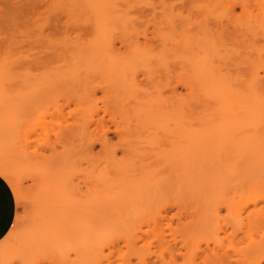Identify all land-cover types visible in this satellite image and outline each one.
<instances>
[{"label":"rangeland","instance_id":"1","mask_svg":"<svg viewBox=\"0 0 264 264\" xmlns=\"http://www.w3.org/2000/svg\"><path fill=\"white\" fill-rule=\"evenodd\" d=\"M46 1H48V3H49L52 0H46ZM117 1H118V5L117 4L116 5L119 8V11H118L119 15L115 14V12H114V14L118 16L115 18L112 15L115 18L114 21L112 18H111V20H110V18L104 19L106 21L107 20L109 21V23H107L108 21L106 22L107 24L104 23L105 21H102V19L101 20L95 19L96 20L95 21V20H92L91 17L89 18L88 16L82 18V16L79 17V16H65V15L62 16L61 15L62 16V17H60V19L62 18L61 23L64 24L63 25L64 27L66 25V29H65L66 31L65 32H67V30H68L69 33L66 34L64 32L63 33L59 32L57 34L55 33L54 35H48V33H50L49 30L47 31V29H44L45 19L43 18V16H46V15H42L40 17H35L36 18L35 20L30 21L29 24L27 25V27L25 26V29H24V27H21V29L19 27H16V29H15V27H14V30H13L10 27V28H7L5 31H0V73L2 71L0 76L2 75L1 78L4 80V78L7 77L6 74L8 75L9 72L11 71L10 76L8 75V77H10L11 79L13 77L14 79H12V80L10 79V81H8L7 78H5V81H6L5 84L6 85L4 84L5 81L3 82V80H2L3 85L6 86V87L4 86L5 88L9 87L8 90H10V91H8L6 89L9 93V95L11 94V96L13 97V93H14L16 98H18V100H20L19 102L22 103V105L20 104V106L16 107V105L19 103L16 98L13 97L12 101H11V97H9L10 99H8V97H7V99L9 101H7V103H6L5 101L7 99L5 97H3V98L0 97V114H1L0 115V124H1L0 125V158L5 159L8 157L7 159L11 162L17 161L16 163H13L14 165L12 167V171L15 174L16 181L18 180L17 182H18L20 189H21V192L23 194L22 195L23 200L21 199V201H16V196H15V193L13 192L14 197H15V201H16V208H17L16 217L18 216L20 219L18 226H17V229H16V231L19 234L22 232H25V231L27 232L28 228L31 226V222L36 219L37 213L35 212V209L37 208L36 206L38 205L37 204L38 196H41L42 194H44V192L48 188V186L51 185L49 183V181L50 180H51V182L53 181L52 178L54 177L53 176L54 172L57 171L55 166H53V165H55L53 163H56V167L58 168L59 164H61V162H58V161H63V158L65 155H66L65 158L67 157V155L69 156V154H65V153H67L68 151H69L68 153H72L67 158H69L71 160V163L73 162V170H74V167H77V169L75 168V170H74V171H77L76 173L80 174L81 177H82V175H84V177H86V176L88 177L86 179H84V177H82V178L80 177L81 179H77V180H79V182L84 181L81 184L82 185L81 187L83 188L84 192L87 191L86 193H91L93 191L94 187H96V185L98 183L97 181H95L97 179H93V178H97V176L94 177V173H95L94 170H96L97 172L100 171V169H102V167L105 166V164L103 163V162H105V158L107 161L108 156H109V155H107V152H104L105 150H103L104 154L102 153V148H101L102 146H101V141H100L101 139L100 138L102 137L101 134L103 131H104L103 132L104 134L107 133L106 135H107L108 140H109V142H108L109 150L117 152L118 153V159L123 160L124 156H123L122 152H123V150L126 149V145H123V144H125L124 141L126 139L127 140L130 139L129 141H131V140L133 141V139H131L132 136H129V135H131L132 128H134V127H130L129 125L127 126V124H131V121H133V118H132V120L130 118H128L129 115L126 118V116L124 117L121 114V112H124V111H118L117 112V110H116V108L121 109V110L123 109V108L118 107L119 104L117 101H119L118 100L119 95H120V97H139L138 92H140V97H148L150 95L149 97H156V96L157 97H162V96L165 97L166 96L168 98V96L169 97L171 96V97H173V98H171V97L169 98L171 101L174 100V97H175V101H176V98L179 99V97L183 96V98H180V100L181 99L184 100V101L181 100L182 101L181 104L178 103L179 100H177V102L176 103L174 102V103H175V106L178 103L179 109H182L181 111H183V110L187 111L186 112L187 115L190 116V117L189 116L187 117L188 118L187 120H190V121H187L186 125L188 126L189 125L188 123L191 122L192 120H194L193 123L192 122L190 123V124H193V129H197V131L203 130L202 132H205L204 130H206L211 125H218L220 123L219 122L220 121L219 114H221V111H222L221 108L223 105L221 106V108H219L218 104L221 105V103H219V102L218 103L216 102L217 104H213V102L211 101L212 102V105H211L210 101L209 102H207L206 100L203 101L204 99L209 100V98H207L208 96L205 95L208 93L205 91H208V90L211 91V89H212L211 86L208 88L207 84L210 85L211 83H207L204 77L209 76L211 73H213L212 71H214V73H216V75L218 77V75L220 73L219 70L223 69L222 70L223 74L221 73L223 76L219 75L218 80L221 77H222L221 80H224V78L227 79L226 82L230 86L234 87V89H237L236 91H238V94L240 91L239 96H242V97L247 96L246 94H248V92H249L248 95H250V93L252 91L255 93L252 92L251 94L257 93V94L262 96V97H258V98L257 97H253V98L248 97L247 98V109L249 107H250V109L248 111L253 109L254 111L253 110L250 111L252 114L255 113V115H258V113H259V116H257V117H258V119H260L259 122L263 124L262 127L264 126V120H263L264 117H262V116H264V80H263L264 79V0H163V1H161V0H151V1L150 0L149 1H147V0H141V1L140 0H117ZM145 1H147V3ZM234 5H236V6H234ZM141 7H143V8H141ZM230 8H232L233 10L231 11ZM147 10H149V11H147ZM140 11L142 13L141 14L142 16H140ZM120 14L122 15V17ZM36 16H39V15H36ZM81 18L84 22L81 21ZM171 20H173L174 22L171 23ZM92 21L94 22V24H93L94 31H93V26H92L93 22ZM99 21L104 24V27H105V25L108 26L109 29L105 31L106 27L104 29H100L102 27L101 25L98 24L99 26H96L97 23H99ZM219 22L221 24H219ZM111 23H113V24H111ZM172 25H175V26H172ZM79 26L81 29L79 28ZM91 26H92V28H91L92 30H90V31H92V32L89 31ZM169 26L170 27L172 26L170 28V31L168 28ZM76 27L78 29H76ZM95 27H97L100 30L98 32L99 34H97L98 29ZM173 27H174V29H173ZM17 28H19V29H17ZM70 28L73 31L72 30L69 31ZM85 28H86V31H85ZM167 28H168V30H166ZM164 29L166 31L171 32V33L173 32V34L170 33L172 35L171 36L172 39L169 38L170 37L169 36L170 34H168L169 32H165ZM43 30L45 31L44 33L47 36L44 35L43 37H41V34H39V33H42ZM82 30L85 33H82L81 32ZM175 30H176V32H175ZM161 31H163V32H161ZM73 32L76 33V35ZM86 32H89L90 35L87 33V35H88L87 36ZM159 32L161 33V35L159 34ZM44 33H42V34H44ZM61 33L64 35H61ZM71 33H72V35H71ZM80 33L84 34V35H81ZM101 33L104 34L103 35L104 37L102 36ZM100 34H101V36L100 37L98 36V39H95V36L97 38V35H100ZM156 34H159L160 36L156 35ZM174 34H176L177 36ZM187 34H189V35H187ZM73 35H74V37H73ZM77 35H79V37H76ZM92 35H95V36H92ZM109 35L111 37H109ZM123 35L126 36L125 38H127V37L128 38L127 39L123 38ZM63 36H64V38H63ZM89 36H92V37H89ZM120 36H122V38ZM146 36L148 38L147 40H145ZM154 36H159V38L156 37V39H155ZM173 36L176 38H174ZM187 36L188 37L190 36V39H192L193 42H194V40L198 39V41H200L201 43H199L197 41V42H194L195 43V45H194L192 40H189V38ZM65 37H66V39H65ZM101 37L106 38V39L105 40L101 39ZM117 37L122 39V41L117 39ZM143 37H144V39H143ZM153 37H154V40H153ZM160 37H161V39H160ZM182 37H184V39L187 37V39H185V40L183 39L184 45L182 44V40H181ZM73 38H75V40ZM82 38H86V39L84 40ZM114 38H116V39L114 40ZM177 38H179V39L177 40ZM76 39H78V40L76 41ZM67 40H68V42H67ZM96 40H97V42H96ZM113 40L117 44L114 45V47L112 48L109 45L115 44V43H113ZM116 40L118 42H116ZM148 40H150L151 42ZM174 40L177 44L174 43ZM74 41H76V42H74ZM94 41L96 42L97 45L99 44V46H96ZM79 42L81 45L80 44L78 45ZM104 42H105V44H107V43L109 44L111 42V44H109V45L107 44V46H108L107 47L104 44ZM137 42H139V43H137ZM168 42H170V44ZM126 43H127V45H129V43H130V45H129L130 47H127ZM179 43H180V46L178 45ZM191 43H192V45H191ZM140 44L146 48L148 47V49H147L148 51H147L146 48H143V46H142L141 47V48H143L142 51H147L148 53H150V52L152 53L153 50H155L154 54H158V55L161 54L159 51H160V49L163 48V45H164L165 48H167L169 50V51L167 49L165 50V48H164V51H166V52L168 51V59L171 57H172V59H174L173 55L178 53V52L174 53L173 48L176 47L175 50L179 49L177 51H180V50L185 48L186 50L180 51L182 53H178L177 56H175V59L176 58L177 59L176 60L174 59L177 62L179 61V64H180L181 60H182V62H184V67L177 64V66H179L180 69H182V72L184 74L179 73V72H181V70L180 71L178 70V75L176 72H174V70H172L173 72H171V71L170 72H171L172 76H173V74H174V76L176 75V77H174V78H178V76L182 74L183 78L185 77V78H187V80L184 79V81H183V80H181L183 78H181V76H179L178 79H175L177 82L174 81V83H172V81H170V79L165 78L166 77L165 74H164L165 77L162 76L164 71H162V73L160 75L158 73H155L153 71V69H154L153 68L152 69L153 72L152 71L151 72L153 73V75L155 74V76H156L155 77V76H152V73L149 72L148 71L149 69L148 68L146 69L145 66L143 68L141 67L142 71L143 70H147V71L141 72V69L139 68L141 65V62L139 63V61L135 60L134 58L130 59V57H134V56H131V55L127 56L128 54H132V51H133V48H135V45L136 46L138 45V46L136 47V49H134V52L136 53L137 49H138L137 52L141 51L140 50V46H141ZM149 44H151V46L153 48ZM166 44H168L167 45L168 47H166ZM201 44H203V45H201ZM197 45H198V47H197ZM169 46H172L171 48L173 50H171ZM202 46H203V49L201 48ZM82 47H83V49H82ZM118 47H120V48H118ZM155 47H157V48H155ZM95 48H97L96 49L97 51H99L101 49L102 52L105 51L106 49H107V51H114V52H116L118 49H122L121 50L123 52V53L121 52L122 55L119 54L120 50L117 51V53L122 57H123L124 51L126 53L127 50L128 51L130 50L129 52H131V53L128 52L127 55L124 54L125 55L124 58H121V57H118V58H119V60L125 59L126 61L129 60V62L130 61L132 62V63L126 62L129 65L132 64L130 66L124 63L125 60L123 62H121V63H123V65L121 64V67L124 68V73H122V74L123 75L125 74V77L127 78L128 82L129 81L134 82V83L141 82L142 83L141 85H140V83H138L139 85L135 84V85H137V87L139 86L138 89H134V88H137L136 86H134V84L132 86L134 88H132L131 90L129 88V90H128L129 93L127 92L126 89L122 88L123 86H121V88H122L121 89L120 84H118V83H119V81H120V83L121 82L123 83V79L120 80L121 78H118L117 74H115V73L112 74L111 71L109 70V68L107 67V65H105L106 63L104 64L98 60L100 62V64L102 63V66H103L102 67L99 65V62L97 60H95V59L90 60L89 59L90 57H88L89 52L91 54H97L98 53L95 50ZM116 48H117V50H116ZM130 48L132 49V51ZM191 48H196L198 50L202 49V52L200 51L201 54H199L200 52L197 53V51H196V53L198 55L197 54H195V55H197L198 57H201L202 59H204V57H205V59L208 60V62L214 61L215 63L214 64L212 63L213 66L215 64L217 66V64L219 63L218 69H219V66H220V69L219 70L218 69L217 70L210 69L211 71L210 70H207V71H210L211 73L206 72L205 75L204 74H202V75L197 74L195 76V73L197 71L195 72L194 69H196V67L194 69H192L193 67L189 66L193 62V60H195V59H193V58H195L194 55H192V56H194V57H192L190 54H188V52H190V53L192 52V51H188V50H191ZM83 51H86V52H83ZM87 51H88V54H87ZM162 51H163V49H162ZM172 51L174 53L173 55L171 54ZM194 51L192 52V54H194ZM80 53L82 55H84V57L80 58L81 56L80 57L78 56V54H80ZM135 53H133V54H135ZM216 53H218L217 58H216ZM62 55H63V57L61 58ZM68 55H69V57H68ZM74 55H75V60H73ZM170 55H171V57H169ZM76 56H77V59L79 60V58H80V61L84 64H81V62H79L77 60V62H79V63H77V65H76L74 63V61H76ZM188 57H189V59L191 58V60L192 59L193 60L190 61L188 59ZM222 57H224V58L222 59ZM52 58H54V59H52ZM127 58H129V59H127ZM82 59H84L85 62H83ZM205 59H204V61H205ZM211 59H215V60L211 61ZM174 60H172V64H170V66L172 65L171 66L172 69H177V68H173V64H174L173 61ZM216 60H219V62ZM134 61H136V62H134ZM169 62L171 63V61H169ZM96 63L98 64L97 69L95 68ZM185 63H188V65H185ZM198 63H199V59H198ZM205 63H207V62H204V64ZM79 64L81 66H79ZM124 64H125V67H124ZM133 64L135 65L136 70H135ZM83 65H85L84 67L85 68L87 67V68L85 69L83 67ZM205 65H207L206 67L208 69L212 68L211 66L208 67L209 66L208 64H205ZM216 66H215V68H216ZM79 67H81V68H79ZM206 67H204L203 70H205ZM104 68H105V70H104ZM128 68L131 70H129ZM79 69L84 70V72L85 71L86 72L83 73V71H81V70L78 71ZM116 69H117V67H116ZM183 69L187 70V71H185L186 73L184 72ZM191 69L193 72L191 71ZM106 70L109 71L110 73H108V72L106 73ZM156 70L160 71L159 68L155 69V71ZM203 70H202V72L204 73L205 71H203ZM6 71H8V72L5 73ZM118 71H115V72H118ZM128 71H130V72H128ZM175 71H177V70H175ZM258 71H259V74H257ZM78 72H80L79 75H81L80 76L81 78L78 77L79 76ZM99 72H101V73H99ZM139 72H140V74H138ZM146 72H147L149 77H145V75H147ZM86 73H87V75H86ZM97 73H99V74L96 77ZM149 73H151V75ZM198 73H201V72L198 70ZM229 73H231V74H229ZM119 74H121V73L119 72ZM114 75H115V78H117V80L114 79L115 80L114 84L117 86L119 85V88L121 91L120 90H117L118 92L114 91V88H116L115 85L113 84ZM127 75L132 76V78H129ZM137 75H139V76H137ZM159 75L161 78L158 79ZM171 75L169 74V75H167V77L168 76L171 77ZM258 75L260 76V79L262 81H258V80H260L258 78ZM61 76H62V78H60ZM119 76L121 77L122 75H119ZM100 77H101V80H100ZM125 77H124V80L126 79ZM136 77L139 78L138 79L139 81H137ZM150 77L151 78L153 77L154 79H152V81H150ZM162 77H164V78L162 79ZM255 77H257V78H255ZM1 78H0V81H1ZM55 78H57V79H55ZM83 78L87 79V81L83 80ZM102 78L104 79V81ZM147 78H149V81H147ZM174 78H171V80ZM200 78H202V79H200ZM28 79L31 81V83ZM105 79L108 80L107 84H106L107 80L105 81ZM132 79H134V80H132ZM142 79H143V82H142ZM144 79H146V80H144ZM166 79H168V81H167L168 84L166 83L167 86L165 84L166 87L163 88L164 85L159 84L158 81L162 82V80H166ZM199 79L201 80V83H202V85H201L202 89H200V92H198L199 90L197 91V88H196L197 83H198V86H200V82L198 81ZM232 79H233V81H232ZM22 80H23V82H22ZM71 80H72V82H71ZM153 80H155L157 82H155ZM188 80L190 81L189 83L186 82ZM79 81H82V82L79 83ZM181 81L183 83H181ZM255 81H257L259 83L261 82L260 85H262L261 88L259 87L260 85L257 86V88L259 87L258 90L255 87L258 83H256ZM14 82L16 84H14ZM49 82H51V84ZM55 82H56V84H55ZM57 82H58V84H57ZM67 82L69 83V85L71 83L73 87L71 85H70L71 86L70 87ZM102 82H103V84L105 83L104 86L101 85ZM209 82H210V80H209ZM73 83H75L74 84L75 87H74ZM99 83H101V84H99ZM149 83H151V84H149ZM169 83L175 84V86H177V88H175L171 84L169 85ZM180 83H181V85H180ZM254 83H256V85H254ZM143 84L144 85L146 84L145 87L149 88L150 91L148 89H146ZM252 84L256 88V89L254 88L256 91L251 90L253 88ZM81 85H82V87H80L77 90L76 86H81ZM108 85H113V88H109ZM157 85L158 86L160 85L161 87L160 86L158 87ZM239 85H241V86H239ZM154 86L158 87V89L161 88L162 90L160 91L157 88H155ZM169 86H171V87L173 86V88L170 89ZM188 86L191 87V89ZM151 87L152 88L154 87L155 89L153 90ZM167 87H168V89H167ZM108 88H109V90H108ZM242 88L244 90H246L247 92L244 91L245 93H243ZM249 88H251V89H249ZM111 89L113 90L112 92H110ZM123 89H124V91H123ZM177 89H178V91H177ZM248 89L251 91H249ZM14 90H16V91L14 92ZM152 90H153V92L151 93ZM260 90H262V91H260ZM119 91L122 92V94H120ZM145 91H146V93L148 91V93H147V95L149 94L148 96L145 95L146 94ZM155 91H157V92L155 93ZM173 91H175V93ZM257 91L258 92L260 91V93H258ZM171 92H172V94H171ZM190 92H193V94ZM196 92L198 94L200 93V95H198V97L199 96H201V97L198 100L196 99V101L195 100L193 101L192 100L193 95H194V97L197 98ZM141 93H144V94H141ZM173 93L175 95L181 94V96H179V95L175 96V95H173ZM125 94L127 96H125ZM156 94H158V95H156ZM17 95H19V97ZM202 95L205 97L203 98ZM29 96H31V97L33 96L32 97L33 100ZM209 97H210V95H209ZM27 98H28V100H27ZM255 98H257V99H255ZM13 99L15 100V102L17 101L16 102L17 104L10 103V102H13ZM45 99H46V101H45ZM52 99H53V101H52ZM1 100H2V102H1ZM47 100H49V101H47ZM170 100L168 102H170ZM114 101L116 103H113ZM181 101H179V102H181ZM4 102L7 104L8 107L11 105L9 107V109H11L10 110L11 112L12 111L14 112L15 107L17 108L15 111H17V112H14V113L10 112L11 113L10 117H7V115H9L8 114L9 110L7 107L4 106V105H6ZM195 102H197V104L193 105V104H195ZM180 105H182V108H180L181 107ZM184 105L186 106L185 108H183ZM22 106H25V107H22ZM195 106H197V108ZM45 107H47V108H45ZM254 107L255 108L257 107V108L254 109ZM19 108H21V109L18 110ZM42 108L45 110H42ZM1 109L5 110L7 112V113L4 112L5 113L4 116L2 115L4 113H2L3 110H1ZM114 109L116 110V112L113 111ZM193 109H194V111H193ZM191 110H192V113H190ZM19 111H20V114H19ZM185 111H183V112L185 113ZM219 111H220V113H219ZM115 113H117V114H115ZM118 113H120V114H118ZM176 113H178V111ZM176 113H174V115H176ZM171 114H173V113H171ZM116 115L117 116L120 115V118L122 117V120L120 118H117V117L114 118V116H116ZM124 115H125V112H124ZM179 115H180V113H179ZM11 116H15L16 118L11 117ZM4 117H5V120L7 119L6 120L7 122L3 121L2 118H4ZM183 117H185V115L182 116V120L184 121ZM191 117L193 119H191ZM83 118H85V119H83ZM91 118H93L94 122L92 121ZM125 118L127 120L130 119L131 121L129 120V122L127 121L128 123H126ZM175 118H177V117H175ZM9 119H11V121ZM94 119H96V120H94ZM261 119H262V121H261ZM89 120L92 121V123H94V124H88ZM99 120H101V122ZM96 121H99L101 124H99ZM136 121L137 120L134 119V122L132 123L133 125L132 124L131 125L132 126L136 125L138 123V122L136 123ZM185 121H186V118H185ZM4 123H5V125H7V124L8 125L5 126ZM89 123H91V122H89ZM102 123H103V125H106V127L103 126ZM115 123H116V125H115ZM182 123H184V122H182ZM81 124H83V125H81ZM84 124H88V125L85 127ZM60 126L65 127V130L67 128L69 129L71 127L73 129H75V131H73V132H76V134L74 133L75 135L73 134V136L75 138L71 135H70V137L67 136L68 132H65V130L63 131L62 127H60ZM80 126H81V128H80ZM90 126H91V128H90ZM137 126H139V123ZM190 126L191 125H189L187 128H190ZM11 127H13V128L11 129ZM51 127H53V129L55 131H58V133L55 132L53 129L51 131L50 130ZM103 127H105V128H103ZM117 127L119 129H117ZM58 128H61V129H58ZM85 128H88L87 131H85L86 130ZM106 128L109 130V133H108ZM191 128H192V126H191ZM8 129H10V130H8ZM130 129H131V131L128 132L127 130H130ZM137 129L139 130L140 128H137ZM5 131H6V133H4ZM89 131H91V132H89ZM127 132L129 134L126 135ZM45 133H46V135H45ZM98 133H100L99 136H98ZM263 133H264V131H263ZM48 134H51V135H49V137H48L47 136ZM57 134H59V135L62 134V135L57 138ZM64 134H65V136H64ZM91 135L93 136V138ZM62 136L69 137V138L66 139ZM127 136L130 138H128ZM49 138H50V140L48 141ZM72 138H74V140ZM78 138H80V139H78ZM96 138L98 139V141ZM65 139H66V141H65ZM135 139H136V137H135ZM9 140H10V142H9ZM67 140L68 141L72 140V143L70 141V143H71L70 144L69 142H67ZM127 140H126V143L129 142ZM134 141H136V140H134ZM25 143H27V144H25ZM66 143H67V145H66ZM90 143L91 144L94 143V145L93 144L92 145H93V147L95 146L94 150L92 151L93 153L91 155L93 158L90 155H87L86 150H85L86 146L90 145ZM69 144H70V147L67 148V146H69ZM30 146H32V147H30ZM65 146L67 148L66 150H65ZM80 146L83 150H81ZM63 147H64V149H63ZM120 149H122V150H120ZM30 150H32V151H30ZM63 150L65 151V153H63ZM34 152H38V154L36 153V155H34L35 154ZM59 152H61V154ZM10 153H12V155ZM13 153H14V155H13ZM73 153H74V155H73ZM105 153H106L107 157L105 156ZM20 154H21V157H20ZM25 155H26V157H25ZM58 155L59 156L61 155L59 159H57L59 157ZM72 155H73L72 158L74 161L71 159ZM77 155L79 157H77ZM41 157H43L44 159H42ZM91 158L95 159V160L91 161ZM14 159H16V160H14ZM18 159H20L22 161H20ZM55 160H57V161H55ZM77 161L81 162V163H79L80 165L78 164ZM57 162L59 164H57ZM93 163H95V164H93ZM34 164H35V166H34ZM74 165H76V166H74ZM97 167H99L100 169ZM79 170H80V172L82 171L83 174L80 173ZM21 171H22V173H20ZM93 171H94V173H93ZM97 172L95 175L98 174ZM207 172L209 173L208 174L209 176L213 175V174L219 175V173H220L219 170L215 171V169H214L211 171V172H213V174H212L211 172H209L208 168H207ZM89 175H91V176H89ZM89 177H91V178H89ZM91 179L97 183H95V185H93L94 182L92 183ZM85 182L88 185L85 184ZM222 197H224V196H222ZM229 198H230V201L235 200L231 197H229ZM247 198L248 197L246 195L244 202L247 201ZM222 199L225 200V197ZM191 201H192V204H189V205L185 204L186 207L183 208L182 216L184 215L185 218H184V216L182 218L179 217V215L181 213L178 214V212H181V211H180V209L178 210V208H177L178 206H174L172 208V209H174V211L170 210V209L168 210V212L171 211L172 213L162 212V214L159 215L161 217H158V220H159V218H161V220L158 222V225H159L160 229H162L164 231V234L166 235V241L167 242L169 241V245L176 244V248L178 247L176 256L174 255L175 254L174 251H173V254H171V255H174L175 257L171 256L170 252L168 250H166V253H165L164 245L162 246L164 248L161 249L159 247V245H162V244L159 242H155V241H157L155 238L156 236H153V233H155V232H152L153 227L155 225L154 224H153L154 226L152 225L153 222L151 220L152 223H150V224L152 226L150 225V227H147L149 225L147 223L148 224L147 226L142 227L143 231L146 232V234L148 233L149 235L147 234L148 235L147 236L144 233L146 236L143 235V241L138 243L137 249H132V251H130L131 249L127 250L126 248H129L126 246L127 244L125 242H123L125 244L124 245L120 241L121 244L119 243L120 245L119 244L117 245L119 247L116 246L112 250L113 253L107 252L108 254H111L110 256H111V261L113 262V264L114 263L115 264H140L141 260L140 259L138 260V258H139L138 255L140 257L148 256L147 259L150 256V258H149L150 261L148 260L147 264H148V262H149V264H175V262H176V264H192V261L195 264H200V263L209 264V262L203 261L202 258H200V256L196 257L194 259L195 261H196V259L199 260L196 262L193 260L194 255L190 256L191 253L189 254V252L191 250L189 251V249L194 248V251H195V249H196L195 247H197V246H201L202 248L199 247L200 249H205V248H210V249L212 248L213 249V247H214L215 250H217L221 253H225L227 261L226 260H225V262L216 261L212 264H238V263L241 264V261H246V263L244 262V264H257V263L259 264V261H257V259L260 257H261L260 263L264 264V260L261 261L264 257L263 256V254H264L263 253V251H264V246H263L264 245V242H263L264 241V238H263L264 234L261 233V230L259 231L252 226L251 227L248 226L249 229H247V225H246L247 222L243 225L240 224L241 228H240V226L235 224L236 222L235 223L233 222V219L231 216L232 213L225 207V204H223L225 201L222 202L223 205L221 204L224 207L221 206L222 209H221V217L220 218H222L221 219L222 222H220L221 223L220 226L219 227L217 226L218 228L216 230L211 229L213 232L208 228L204 229V227H200L201 226L200 222H202V225L204 224V221H202L204 218L203 219L200 218L201 217L200 213H198L200 217L197 216L198 214L195 215L196 213H193L196 216L195 218H194L193 214H192L193 216L191 214H189L192 216V217L191 216L189 217V215H188L189 212L185 213L187 210L190 211V213H191V209H189V208H191L190 205L194 204L193 200H191ZM32 202H34L35 204L33 205ZM21 203H23V204H21ZM188 203H190V201ZM219 203H220V201H219ZM28 204H31V205H28ZM32 206H33V208H32ZM163 213H164V215L166 213V215L168 216L167 219L165 218V217H167L166 215H165V217H162ZM175 213H176V215H175ZM174 217H177V218H174ZM187 217H188V219H187ZM192 218L194 219V223L191 221ZM196 218H198L199 221L201 219L200 222L198 221V224L196 223V221H197ZM188 220H189V222L191 221L193 224L196 223V225H194L195 228H192L193 225L191 224V222L189 224L185 223V222H188ZM177 221H178L179 225L176 223ZM170 222H171V224H170ZM230 222H231V224H230ZM184 223L186 224V226H189V225H191V226L185 228ZM169 224L173 225L174 227L171 226V229H170ZM166 225H167V227H166ZM176 225L181 226V227H178ZM182 225H184V228L186 230H184ZM175 226L178 228H176ZM196 227H199V229L197 228V232H198V230L200 232L196 233V230H194V229H196ZM220 227L222 229L221 231L219 230ZM173 228H174V231H172ZM251 228H253V229H251ZM29 229H31V228H29ZM178 229H180V230H178ZM190 229H192V231ZM129 230H127V232H129ZM175 230H178V232L180 233V236H179L178 232L176 233ZM247 230H249L248 231L249 233L247 232ZM251 230H253V231H251ZM190 231L192 233L193 232H195V233H193V235H192V233H190ZM121 233L126 234V232H124V231H122ZM171 234H172V237H171ZM173 234H174V236H173ZM190 234L192 236H190ZM251 234L252 235L255 234V235H253V237L256 236L255 237L256 240L252 237ZM183 235H184V237H186V239H184V241L181 240V238L182 239L184 238V237H181ZM216 235H218V236L216 237ZM248 235H250V236H248ZM189 236H190V238L188 239ZM176 238L178 241H182V242L176 241ZM192 238L193 239L195 238L194 239L195 242L192 241L194 244H191L193 246L190 247L189 244L192 243L191 242ZM175 241L178 243H175ZM197 241L199 243H197ZM249 241H253V242L256 241L255 242L256 244L253 243V244H255L256 249L258 247V249L256 250V253H255V251H253V249H255V248H253L254 246H252V244H251L252 242L250 243ZM23 244H25V242L17 241V242L8 243L6 245V248L7 249L9 248V250H10V252H9L10 256H8V257L10 258L11 264H21L22 261L27 262L26 264H32V263L33 264H80V262H83V261H80L79 257L77 259V257L75 256V253H73V252L69 253L71 258L68 256L69 261H67L68 260L67 258H65L66 260H64V258H62V257L60 258V255L57 254L53 250V248H52V251H50L51 250L50 248L49 249L46 248L47 249L46 250V249H41V247H38V248L30 251L29 249L26 248V244H25V246ZM196 244H198V245H196ZM249 244H251L250 247H249ZM146 246L148 247V249L145 248ZM180 246H182V247H180ZM186 246H189V247L186 248ZM142 247H144V248H142ZM221 248H223V249H221ZM144 249H146V252ZM258 250H260L259 251L260 254L257 253ZM26 251H27V253H25ZM129 251L131 252V254L127 255V252H129ZM163 251H164V253H163ZM36 252L38 253L37 255H36ZM50 252H51V254H50ZM53 252H55V254ZM132 252H135V255H137V256H135V258L138 257L137 259H135L132 256L133 258L132 259L130 258V260H129V257H131L130 255H132ZM248 252H249V254H248ZM228 253H229V255H228ZM251 253H253L255 256H253V254L251 255ZM192 254H193V252H192ZM54 255H56V257ZM35 256H37V257H35ZM243 256H245V257H243ZM251 256H253L255 258L252 259V258H250ZM120 258H122V259H120ZM159 258L162 260H159ZM174 258H175V260H174L175 262L174 261L171 262V260ZM76 259L78 261H76ZM138 261H139V263H138ZM82 264H87V263H82ZM242 264H243V262H242Z\"/></svg>","mask_w":264,"mask_h":264},{"label":"bare ground","instance_id":"2","mask_svg":"<svg viewBox=\"0 0 264 264\" xmlns=\"http://www.w3.org/2000/svg\"><path fill=\"white\" fill-rule=\"evenodd\" d=\"M147 1H149V0H147ZM147 1H145V2L147 3ZM161 1H163V0H161ZM116 4L118 5V1L117 0H52L49 3L46 0H0V31H5L7 28H10V27L13 30H14V27H15V29H16V27H19L20 29H21V27H24V29H25V26L27 27V25L29 24L30 21L36 19L35 17H40L42 15H46V16H43V18L45 19L44 29H47V31L49 30L50 33H48V35H54L55 33L57 34L59 32H62V33L64 32V33L67 34L69 32H68V30H67V32H65L66 31L65 30L66 29V25H65V27L63 26L64 24L61 23L62 22V18L60 19V17H62L64 15L65 16H79V17L82 16V18L88 16L89 18L91 17L92 20H95V19L96 20H98V19L101 20L102 19V21H105L104 23H106L108 20L106 21L104 19H107V18L109 19L110 18V20H111V18H112L113 21H114V19L116 17H118L117 15H119L118 14L119 13L118 12L119 8H118V6ZM234 6H236V5H234ZM143 7H141V8H143ZM230 10L232 11L233 9L230 8ZM147 11H149V10H147ZM114 12L117 15H115ZM141 14L142 13L140 11V16H142ZM36 15H39V16H36ZM121 17H122V15H121ZM82 18H81V21H83ZM172 22H174V21L171 20V23ZM107 23H109V21ZM93 24H94V22L92 23V26H93ZM98 24L103 27V28L101 27L100 29H104L105 27H106L105 31L109 29V27L106 26V25L104 27V24L102 22H100V21H99V23H97L96 26H99ZM111 24H113V23H111ZM219 24H221V23L219 22ZM92 26L90 27L89 31L92 30L91 29ZM172 26H175V25H172ZM171 27L170 26L168 27L169 31H170ZM19 28H17V29H19ZM79 28H80V26H79ZM95 28H97V27H95ZM168 28L166 30H168ZM76 29H78V28L76 27ZM173 29H174V27H173ZM70 30H72V29L70 28L69 31ZM166 30H165V32H169V31H166ZM85 31H86V28H85ZM93 31H94V26H93ZM99 31L100 30L98 29L97 30V34H99L98 33ZM44 32L45 31L43 30L42 33H44ZM81 32L85 33V32H83V30ZM90 32H92V31H90ZM161 32H163V31H161ZM175 32H176V30H175ZM42 33H39V34H41V37H43L45 35V33L44 34H42ZM62 33H61V35H64ZM87 33L89 34V32H86V35H87ZM170 33L171 32H169L168 34H170ZM74 34L76 35V33H74ZM101 34H102V36L104 35L103 33H101ZM101 34L97 35V38H96L95 35H92V36H95V39H98V36L100 37ZM159 34L161 35L160 32H159ZM159 34H156V35H159ZM171 34H173V32ZM171 34L169 35L170 36L169 38H171V36H172ZM176 34H174V35H176ZM71 35H72V33H71ZM79 35H77L76 37H79ZM81 35H84V34H81ZM187 35H189V34H187ZM45 36H47V35H45ZM92 36H89V37H92ZM159 36H154V37L156 39V37L159 38ZM73 37H74V35H73ZM109 37H111V36L109 35ZM120 37L122 38V36H120ZM125 37L126 36L123 35V38H125ZM154 37H153V40H154ZM187 37L185 39H187ZM63 38H64V36H63ZM127 38H125V39H127ZM174 38H176V37H174ZM188 38H189V40H192V39H190V36ZM65 39H66V37H65ZM73 39L75 40V38H73ZM82 39L85 40L86 38H82ZM101 39L105 40L106 38H102L101 37ZM115 39L116 38H114V40ZM117 39L122 41V39H120L118 37H117ZM143 39H144V37H143ZM147 39L148 38L146 36L145 40H147ZM160 39H161V37H160ZM178 39L179 38H177V40ZM183 39H184V37H182V39H181L182 40V44L184 42ZM77 40L78 39H76V41ZM114 40H113V43H115ZM175 40H174V43L177 44L175 42ZM76 41H74V42H76ZM148 41H150V40H148ZM197 41H198V39L194 40V42H197ZM67 42H68V40H67ZM96 42H97V40H96ZM96 42H95V44H96ZM116 42H118V41L116 40ZM192 42H193V40H192ZM198 42L201 43L200 41H198ZM127 43H126V46L130 47L129 46L130 43H129V45H127ZM137 43H139V42H137ZM168 43L170 44V42H168ZM79 44H80V42L78 43V45ZM104 44H105V42H104ZM107 44H105V45L107 46ZM109 44H111V42ZM116 44L117 43L111 44L109 46H111L113 48L114 45H116ZM151 44H149V45L151 46ZM167 45L168 44H166V47H168ZM178 45L180 46V43ZM191 45H192V43H191ZM194 45H195V43H194ZM201 45H203V44H201ZM96 46H99V44L98 45L96 44ZM137 46L135 45V48H133V51L131 49L132 47L130 48L131 51H132V54H128L127 55V53L130 50L129 51L127 50L126 53L124 51V54L127 55V56H129V55L134 56V57H130V59L134 58L135 60L139 61V63L141 62V65L139 67L141 69V72L147 71V70H143L142 71V68L144 66L146 67V69L147 68L149 69L148 70L149 72H151L152 69L154 68L153 71L155 73L160 74V75H161L162 71H164L165 73L163 72L162 76H164V74H165L166 77L165 76L164 77L170 79V81H172V83H174V81L177 82L175 79H178L179 76H181V78H183L182 74L179 75L178 78H174V77H176V75L174 76V74H173V76H172L171 72H173L172 70H174V72H176L177 75H178V70L179 71L181 70V72H179V73H183L182 69H180V67L177 66V64L184 67V62H182V60H181V62L179 64V61L178 62L175 61L177 59V58L175 59V56H177L178 53H182L180 51H182V50L185 51L186 50L185 48L184 49L181 48L182 50L177 51L179 49L175 50L176 47L173 45L175 47V48H173L174 49V53L178 52L177 54H174L173 51L171 52L172 55L174 54L173 55L174 59H175L174 60V59H172L171 55L169 56L171 58L168 59V51L169 50L167 48H165L164 45H163V48H162L163 51H164V48H165V50L167 49L168 51L167 52L164 51L165 52L164 53L162 51V49H160V51H159L161 53V54L159 53L160 55L154 54L155 50H153V49H152L153 50L152 53L151 52L148 53L147 52L148 51L147 50L148 47L146 48L143 45L140 46V50L141 51L137 52V50H138L137 49L136 53H135L134 49H136ZM142 46H143V48H146L147 51H142V49H143V48H141ZM169 47H170L171 50H173L171 48L172 46H169ZM197 47H198V45H197ZM118 48H120V47H118ZM155 48H157V47H155ZM201 48L203 49V46ZM82 49H83V47H82ZM96 49L97 48H95V50ZM193 49L195 50L196 48H191V50H188V51H192L193 52L194 51ZM202 49L201 50L196 49L194 51V54H192V52L191 53L188 52V54H190L191 56L192 55L195 56V58H193L195 60L192 59L194 63L192 62L193 63L192 64L190 62L191 64L189 65V66L193 67V68L191 67L192 69H194L196 67V69H194L195 72L197 71L195 73V76L197 74L198 75L199 74H201V75L204 74L205 75L206 72L211 73L210 69H212V70H217L218 69V64L219 63L217 64V66H216V64L213 66V64L215 63L214 61L213 62H210V61L208 62V60H206L205 57H204V59H205V61H204V59H202L201 57L197 56L198 55L197 53L200 52V51L202 52ZM116 50H117V48H116ZM119 50H120L119 54L122 55V53H123L121 51L122 49H118L117 51H119ZM88 51H87V54H88ZM117 51L116 52L107 51V49H106L105 51L102 52V50L100 49L99 51H97L98 52L97 54H91L89 52V54H88L89 56L88 55L87 56L90 57L89 58L90 60H92V59L94 60L95 59L97 61L99 60L100 62H102L104 64L106 63L105 65H107V67L109 68V70L111 71L112 74L115 73V74H117L118 78H121L120 80L123 79V83L122 82L120 83V81L118 83V84H120V88H121V86H123L122 88L126 89L127 92H128L129 88H130V90L132 88H134V87H132L133 84H134V86L137 87V85H135V84L140 83V85H141L142 83L141 82L134 83V82H131V81L128 82L127 78L125 77V74L124 75L122 74V73H124V68L121 67V64L123 65V63H121V62H123L125 59H122V60L120 59L119 60V58H118V57L124 58L125 55L123 54V57H122V56H120L117 53ZM196 51H197V53H196ZM83 52H86V51H83ZM201 52L199 54H201ZM129 53H131V52H129ZM133 53H135V54H133ZM80 54H78L79 57L81 56L80 58L84 57V55H82V54L80 55ZM195 54H197V55H195ZM69 55H68V57H69ZM75 55H74L73 60H75ZM217 55H218V53H216V58L218 57ZM194 56H192V57H194ZM62 57H63V55L61 56V58ZM224 57H222V59ZM80 58L78 60L77 56H76V61H74V63L76 65H77V63L81 62ZM52 59H54V58H52ZM127 59H129V58H127ZM188 59H189V57H188ZM198 59H199V63H198ZM77 60L79 62H77ZM82 60H83V62H85L84 59H82ZM172 60H174L173 61L174 62L173 68H177V69H172L171 68L172 65L170 66V64H172ZM189 60L192 61L191 58ZM212 60H215V59H211V61ZM169 61H171V63ZM216 61L219 62V60H216ZM100 62H99V65L102 66V63L100 64ZM126 62L127 63H132L131 61L129 62V60H127V61L125 60L124 61L125 64H127ZM134 62H136V61H134ZM204 62H207L205 64H208L209 65L208 67L211 66L212 68L208 69L206 67L207 65H205ZM81 64H84V63L81 62ZM125 64H124V67H125ZM97 65L98 64L96 63L95 64V66H96L95 68L96 69H97ZM127 65H129V64H127ZM130 65H132V64H130ZM185 65H188V63H185ZM79 66H81V65L79 64ZM84 66L85 65H83V67ZM203 66L206 67L205 70H203L204 69ZM215 66H216V68H215ZM116 67H117V69L119 71L116 69ZM79 68H81V67H79ZM134 68L136 70L135 65H134ZM158 68H159V70L161 72L158 71V70L155 71V69H158ZM120 69L121 70L123 69V70L121 71ZM192 69H191V71H192ZM219 69H220V66H219ZM80 70L81 69H79L78 71H80ZM104 70H105V68H104ZM129 70H131V69H129ZM175 70H177V71H175ZM183 70H184V72L187 71L186 69H183ZM198 70L201 73H198ZM202 70L205 71V72L203 73ZM207 70H210V71H207ZM222 70H219V72H220L219 75L220 76L223 74ZM81 71H83V73L86 72V71L84 72V70H81ZM115 71H118V72H115ZM7 72L8 71H6L5 73H7ZM10 72L8 74L9 76H10ZM107 72L110 73L109 71L106 70V73ZM119 72L121 74H119ZM128 72H130V71H128ZM212 72L213 73H211L209 76H205L204 77L207 83H211L210 85L206 83L208 85V88L211 86L212 89L210 88L211 91L210 90L205 91V92L208 93V94H205V95L208 96L207 98H209V100L204 99L203 101H205V100L207 102H209V101L211 102L212 101L213 104H217L219 102V103H221V105L218 104L219 108H221L222 105L223 106L221 108L222 111L220 110L221 114H219V116H220V121L219 122L220 123L218 125H211L210 127H208L209 129L207 128L206 130H204L205 132H202L203 130H198L197 131V129H193V124H190V123L191 122L193 123L194 120H192L191 122L188 123L189 125L192 126V128H191V126H190L191 129L187 128L189 126V125L188 126L186 125L187 121H190V120H187L188 119L187 117L189 115H187V113H186L187 111L183 110V111H185V113H184L183 111H181L182 109H179V107H178L179 104L182 103L181 100H183V99L180 100V98H183V96H181V94L180 95L176 94V95H179L181 97H179V99L176 98V101H175V97H174V100H172L173 102L169 99L171 96L170 97L168 96V98L166 96L165 97H163V96L162 97H157V96L156 97H149L150 95L149 94H148L149 96L147 95L148 91H147V93L145 91V93H146L145 95H147L148 97H140V92H138L139 97H120V95H119V97H118L119 101H117L119 106L117 104L116 105L118 107H120V108H123V109L121 110V109L116 108L117 112L118 111H124L125 115H124V112H121V114L124 117L126 116V118H127V116L129 115L128 118H130L131 120L133 118V121H131L130 119L127 120L125 118L126 123H128L129 120H130L131 124H132L134 122V119L137 120L136 123L137 122L139 123V126H137L138 123L136 125H134V126H132L133 124L132 125L131 124H127V126L129 125L130 127H134L135 129L132 128V131H131V129L127 130L128 132L131 131V135H129V136H132L131 139H133V141L132 140L129 141L130 139L129 140L126 139L127 141H129L128 143H126V140L124 141L125 144H123V145H126V149L123 150V152L121 151L123 153V156H124L123 160L118 159V153L117 152L109 150V146H108L109 140H108V137L106 135L107 133L104 134L103 133L104 131H103L102 134H101L102 137L100 136L101 137L100 141H101V146H102L101 147L102 148V153H103V150H105L104 152H107V155H109V156H108L107 161H106V158H105V162H103L105 164V166L102 167V169L99 168L100 166L97 167V168L100 169V171L97 172L96 170H94L95 173L93 171L94 177L97 176V178H93V179H97L95 181H97L98 183L94 182V180L91 179V182L92 183L94 182L93 185H95V183H97V185H96V187L93 186L94 189H93V191L91 193H86L87 191L84 192L83 188L81 187L82 186L81 184L84 181L83 182L82 181L79 182V180H77V179H81L82 177H84V175H82V177H81L80 174L76 173L77 171H74L75 168L77 169V167H74V170H73V162L71 163V160L69 158H67L72 153H68L69 151L67 153H65V151L63 150V153L69 154V156L67 155V157L65 158V156H66L65 155L64 158H63V161H58V162H61V164H59L57 162V164H59V166L57 165L58 168L56 167V163H53V164H55L53 166H55L57 171L55 170L56 172H54V175H53L54 177L52 178L53 181L52 182H51V180L49 181V183L51 185L49 184L50 186H48V188L45 190L44 194H42L41 196H38V202H37L38 205L36 206L37 208L35 209V212L37 213L36 214L37 217H36L35 220H33L31 222V226L29 225L30 226L29 228H31V229L28 228L27 232L25 231V232H22V233L19 234L16 231L18 223H19V220H20L19 217L17 216L15 218V221H14V224H13L12 228L8 231V233L5 235V237L0 241V264H11L10 258L8 257V256H10V254H9L10 250H9V248L8 249L6 248V245L8 243L17 242V241L25 242L26 248L29 249L30 251L34 250V249H36L38 247H41V249H46V248L49 249L50 248L51 249L50 251H52V248H53V250L57 254L60 255V258L62 257V258H64V260H66L65 258L68 259L70 257L69 253L73 252V253H75V256L77 257V259L79 257L80 261H83V262H80V264H82V263H87V264H113V262L111 261V256H110L111 254H108L107 252L111 253L112 250L120 243V241L122 243L125 242L127 244L126 246L129 247V248H126L127 250L131 249L130 251H132V249H137L138 248L137 247L138 243L143 241V235L146 234V232L143 231L142 227L143 226L145 227L148 224L149 225L147 227H150V225H151L150 223H152V222H153L152 225L153 224L155 225V226L153 225L154 227H153V231H152V232H155V233H153V236H156L155 238L157 240L155 242H159V243L162 244V245H159V247L161 249H163L165 247V250H164L165 253H166V250H168L170 252V255H171V254H173V251H174V253H175L174 255L176 256L178 247L176 248V244L169 245V241L168 242L166 241V235L164 234V231L162 229H160V227L158 225V222L161 220V218H159V220H158V217H161L159 215L162 214V212H167V213L170 212V213H172L171 211L168 212V210L170 209V210L174 211V209H172V208L174 206H178L177 207L178 210L180 209V211H181V212H178V214L181 213L179 215V217L182 218L184 216V215L182 216L183 208L186 207L185 204H188V205L192 204L191 200H193V203H194L193 205H190L191 208H189V209H191V213L187 209H186L187 211L185 213L189 212L188 215L189 214L192 215L193 213H196L195 215H197L198 213H200L201 217L199 216V214L197 216H199L202 219L204 218L202 220V221H204V224L202 225V222H200L201 219L199 221L198 218H196L197 219L196 223L198 224V221H199L200 224H201L200 227H204V229L208 228L210 230L211 229L216 230L220 226V224H221L220 222H222V220H221L222 218H220L221 217V209H222L221 206L223 204H225V207L232 213V215L231 214L230 215L232 216L233 222L234 223L236 222L235 224L240 226V228H241L240 224L243 225V224H245L247 222L246 223L247 229H249V227L252 226V227H254L255 229H257L259 231L261 230V233L264 234V133H263V131H264L263 127L264 126L262 127L263 124L259 122L260 119H258V117H257V116H259V113H258V115H255V113L252 114L250 112L253 109H251L250 111H248L250 109V107L247 109V98L248 97H252V98L253 97H257L258 98V97H262V96L257 94V93L256 94H251L253 91L250 93V95H248L249 94V92H248V94H246L247 96H243V97L239 96L240 95V91H239V94H238V91H236L237 89H234V87L230 86L226 82L227 79L224 78V80H221V78H222L221 77L218 80L219 75L217 77L216 73H214V71H212ZM1 73H2V71H1ZM99 73H101V72H99ZM99 73L96 74V77L98 76ZM151 73H149V74L151 75ZM79 74H80V72H78V75ZM138 74H140V72ZM146 74H147V72H146ZM169 74L171 75V77H169V76L167 77V75H169ZM229 74H231V73H229ZM257 74H259V71H258ZM8 75L6 74L7 77H5V78H7V80L10 81L11 78L8 77ZM86 75H87V73H86ZM119 75H122V76L120 77ZM130 75L129 76L127 75V76L129 78H132V76H130ZM160 75H159L158 79L161 78ZM80 76L81 75H79L78 77H80ZM137 76H139V75H137ZM152 76H155V74L153 75V73H152ZM1 77H2V75L0 76V78ZM101 77H100V80H101ZM124 77L126 78L125 80H124ZM145 77H149L148 74L145 75ZM164 77H162V79ZM5 78H4V80L1 78V81H0V97H2V98L5 97L6 99H7V97H8V99H10L9 97H11V101H12V98L13 97L16 98V96L14 95V93H13V97L11 96V94L9 95V93H8V91H10V90H8L9 87L5 88L6 87L5 86L6 85L5 84L6 83ZM60 78H62V76ZM171 78H174V79L171 80ZM255 78H257V77H255ZM258 78L260 79L259 75H258ZM12 79H14V78L12 77ZM55 79H57V78H55ZM114 79L117 80V78H115V75H114V78H113V84L115 82ZM138 79L139 78H137V81H139ZM152 79H154V78L150 77V81H152ZM168 79L162 80V82L158 81V83L159 84H163L164 85L163 88H165L167 86V84H168V82H167ZM184 79L187 80V78H185V77L183 79H181V80L184 81ZM200 79H202V78H200ZM200 79L198 80L200 82V86H198V83L196 85L197 91L199 90L198 92H200V89H202V86H201L202 83H201ZM208 79L210 80V82H209ZM2 80H3V82L5 81L4 82L5 85H3ZM83 80L87 81V79H84V78H83ZM106 80L107 79H105V81ZM132 80H134V79H132ZM144 80H146V79H144ZM103 81H104V79H103ZM147 81H149V78H147ZM153 81H155V80H153ZM232 81H233V79H232ZM258 81H262V80L260 79ZM22 82H23V80H22ZM51 82H49V83L51 84ZM71 82H72V80H71ZM80 82H82V81H79V83ZM107 82H108V80L106 81V84H107ZM142 82H143V79H142ZM155 82H157V81H155ZM186 82L189 83L190 81L188 80ZM255 82L258 83L257 85H256V83H254V85H256L255 87L257 88V86L260 85L261 82L260 83L257 82V81H255ZM30 83H31V81H30ZM181 83H183V82L181 81ZM181 83H180V85H181ZM14 84H16V83L14 82ZM55 84H56V82H55ZM57 84H58V82H57ZM74 84L75 83H73V85ZM99 84H101V83H99ZM104 84L102 82L101 85L104 86ZM149 84H151V83H149ZM165 84H166V86H165ZM170 84L171 83H169V85ZM68 85H69V83H68ZM70 85L72 86L71 83H70ZM145 85H144V87H145ZM171 85H173L175 88H177V86H175V84H171ZM173 86L172 87L169 86L170 89H172ZM239 86H241V85H239ZM252 86H253V84H252ZM261 86L262 85H260L259 87L261 88ZM74 87H75V85H74ZM76 87H77V90H78L80 87H82V85L81 86H76ZM108 87L109 88H113V85H108ZM115 87L116 88H114V91L120 90L119 85L118 86L115 85ZM138 87L134 88V89H138ZM154 87L153 88L151 87V88L153 90L155 88L158 89V87H155V88ZM255 87L253 86V88L251 87L252 89L251 88H249V89L256 91ZM259 87L257 88V90L259 89ZM109 88H108V90H109ZM189 88L191 89V87H189ZM124 89H123V91H124ZM146 89H148L150 91L149 88H146ZM167 89H168V87H167ZM153 90L151 91V93L153 92ZM158 90L161 91L162 89L159 88ZM251 90H249V91H251ZM15 91L16 90H14V92ZM112 91L113 90L111 89L110 92H112ZM120 91H119V93L122 94V92H120ZM177 91H178V89H177ZM244 91L247 92L246 90L243 89L242 92L245 93ZM260 91H262V90H260ZM260 91L259 92L257 91V92L260 93ZM156 92L157 91H155V93ZM173 92L175 93V91H173ZM174 93H173V95H175ZM190 93L193 94V92H190ZM253 93H255V92H253ZM141 94H144V93H141ZM171 94H172V92H171ZM156 95H158V94H156ZM198 95H200V93L199 94L197 93V95H196L197 98L194 97V95H193V99L192 100L193 101L194 100L196 101V99L198 100L201 97V96L198 97ZM209 95H210V97H209ZM17 96L19 97V95H17ZM125 96H127V95L125 94ZM29 97L32 98L33 96L32 97L29 96ZM204 97L205 96H203V98ZM171 98H173V97H171ZM257 98H255V99H257ZM8 99L5 101L6 103H7V101H9ZM16 99L18 100V98H16ZM168 99L170 100V102H168L169 101ZM27 100H28V98H27ZM32 100H33V98H32ZM177 100H179L181 102L178 101L179 104L177 103L176 106H175V103L177 102ZM19 101L20 100H18V102ZM45 101H46V99H45ZM47 101H49V100H47ZM52 101H53V99H52ZM1 102H2V100H1ZM16 102L13 99V102H10V103L17 104ZM197 102H195V104H193V105H196ZM212 102L210 103L211 105H212ZM113 103H116V102L114 101ZM20 104L22 105V103L19 102L16 105V107L20 106ZM182 105H180L181 106L180 108H182ZM4 106L7 107L8 110H9V112H8L9 115L6 114L7 117H10L11 113L13 112V111L11 112L10 111L11 109H9V107L11 105L9 107L7 106V104L4 105ZM16 107H15V110L17 109ZM22 107H25V106H22ZM185 107L186 106L184 105L183 108H185ZM195 107L197 108V106H195ZM21 108H19L18 110H20ZM45 108H47V107H45ZM256 108L254 107V109H256ZM1 110H3V109H1ZM15 110H14V112H17ZM42 110H45V109L42 108ZM116 110L114 109L113 111L116 112ZM177 111H178V113H176ZM193 111H194V109H193ZM220 111H219V113H220ZM4 112H6V111L3 110L2 113H4ZM171 113H173V114H171ZM174 113H176V115H174ZM179 113H180V115H179ZM190 113H192V110L190 111ZM19 114H20V111H19ZM115 114H117V113H115ZM118 114H120V113H118ZM2 115L4 116L5 113L2 114ZM184 115H185V117H183V119H184V121H183L182 120V116H184ZM5 117L2 118V119H3V121L7 122L6 121L7 119L5 120ZM11 117H15V116H11ZM115 117L120 118V115L119 116L116 115V116H114V118ZM175 117H177V118H175ZM262 117H264V116H262ZM93 118H91L92 121H93ZM185 118H186V121H185ZM83 119H85V118H83ZM120 119L122 120V117ZM191 119H193V118L191 117ZM9 120L11 121V119H9ZM94 120H96V119H94ZM263 120H264V118H263ZM92 121L89 120V122H91V123L88 122V124H94V123H92ZM99 121L101 122V120H99ZM99 121H96V122L101 124ZM261 121H262V119H261ZM182 122H184V123H182ZM88 124H84L85 127ZM4 125H5V123H4ZM7 125H5V126H7ZM81 125H83V124H81ZM102 125H103V123H102ZM115 125H116V123H115ZM103 126L106 127V125H103ZM13 127H11V129ZM60 127H62L63 131L65 130V127H63V126H60ZM105 127H103V128H105ZM80 128H81V126H80ZM90 128H91V126H90ZM137 128H140V129L138 130ZM52 129H53V127L50 128L51 131H52ZM58 129H61V128H58ZM67 129L65 130V132H68L67 136L70 137V135L73 136L74 133L76 134V132H73V131H75V129H73L72 127L69 128L68 130ZM85 129H86L85 131H87L88 128H85ZM108 129H107V131L109 133L110 129L109 130ZM117 129H119V128L117 127ZM8 130H10V129H8ZM55 132L58 133V131H55ZM89 132H91V131H89ZM128 132L126 133V135L129 134ZM4 133H6V131ZM62 134H60V135L57 134V138L60 137ZM65 134H64V136H65ZM45 135H46V133H45ZM49 135H51V134H48L47 136L49 137ZM99 135H100V133H98V136ZM64 136H62V137H64ZM69 137H64V138L68 139ZM135 137H136V139H135ZM74 138H72V139L74 140ZM92 138H93V136H92ZM128 138H130V137H128ZM66 139H65V141H66ZM78 139H80V138H78ZM49 140H50V138L48 139V141ZM134 140H136V141H134ZM70 141L72 143V140H69V141L67 140V142H69V143H70ZM97 141H98V139H97ZM9 142H10V140H9ZM94 143H92V144L94 145ZM25 144H27V143H25ZM70 144H69V146H67V148L70 147ZM92 144L91 143H90V145L87 144L88 146H86V148H85L87 155H90V156L92 155V153H93L92 151L94 150V147H95V146L93 147ZM66 145H67V143H66ZM30 147H32V146H30ZM67 148L65 146V150ZM80 148H81V146H80ZM63 149H64V147H63ZM81 150H83V149L81 148ZM120 150H122V149H120ZM30 151H32V150H30ZM34 153H35L34 155H36V153L38 154V152H34ZM59 153L61 154V152H59ZM10 154L12 155V153H10ZM13 155H14V153H13ZM73 155H74V153H73ZM73 155L71 156L72 160H73V158H72ZM60 156L57 159H59ZM105 156H106V153H105ZM20 157H21V154H20ZM25 157H26V155H25ZM77 157H79V156L77 155ZM7 158H5V159L0 158V177H2L8 183V185L11 187V189L15 193L16 201H21L23 194H22L20 186H19V184L17 182L18 180L16 181L15 174L12 171V167L14 165L13 163H16L17 161H12L11 162ZM41 158L44 159L43 157H41ZM92 158H91V161L95 160V159H92ZM16 159H14V160H16ZM18 160H20V159H18ZM20 161H22V160H20ZM55 161H57V160H55ZM79 163H81V162H78V164ZM93 164H95V163H93ZM34 166H35V164H34ZM74 166H76V165H74ZM207 168L209 169V172H211L212 170L215 169V171L219 170L220 173H219V175H214L213 172H211L213 175L209 176L208 175L209 173L207 172ZM79 172H80V170H79ZM96 172L98 173L97 175H95ZM20 173H22V171ZM80 173H82V171ZM89 176H91V175H89ZM86 178H88V177L87 176L84 177V179H86ZM89 178H91V177H89ZM86 182H85V184L88 183V182L87 183ZM246 195H247L248 198H247V201L244 202V199H245ZM222 196L225 197V200L222 199V198H224ZM229 197H231V198H233L235 200H231L230 201ZM189 201H190V203H188ZM219 201H220V203H219ZM223 201H225V202L222 204ZM21 204H23V203H21ZM32 204L34 205L35 203L32 202ZM28 205H31V204H28ZM222 207H224V206H222ZM32 208H33V206H32ZM163 215H164V213H163ZM163 215H162V217H165L166 213H165L164 216ZM175 215H176V213H175ZM191 215H189V217ZM195 215H194V218L196 217ZM165 218L167 219L168 216L165 217ZM174 218H177V217H174ZM184 218H185V216H184ZM187 219H188V217H187ZM151 220H152V222H151ZM191 221L194 223V219L193 218H192ZM171 222H170V224H171ZM190 222L188 220V222H185V223L189 224ZM192 222H191V224L193 225L192 228H195L194 225H196V223L193 224ZM176 223L178 224V221ZM170 224H169V226H170V229H171V226H173V225H170ZM230 224H231V222H230ZM167 225H166V227H167ZM178 225H176V226H178ZM182 226L184 228V225H182ZM190 226L191 225L186 226V224H185V228L190 227ZM178 227H181V226H178ZM178 227H176V228H178ZM221 227L219 229L220 231L222 230ZM185 228H184V230H186ZM197 228L199 229V227H196V229H194V230H196V233L200 232L199 230L197 232ZM251 229H253V228H251ZM127 230H129V232H127ZM178 230H180V229H178ZM178 230H175L176 233L178 232ZM190 230L192 231V229H190ZM122 231L126 232V234H122L121 233ZM172 231H174V228H173ZM191 231H190V233H192ZM248 231L249 230H247V232ZM251 231H253V230H251ZM193 233H195V232H193ZM193 233H192V235H193ZM178 234L180 236L179 232H178ZM192 235L190 234V236H192ZM253 235H255V234H253ZM253 235H252V237H253ZM173 236H174V234H173ZM190 236L188 237V239L190 238ZM217 236L218 235H216V237ZM248 236H250V235H248ZM171 237H172V234H171ZM181 237H184V235L181 236ZM255 237H253V238L255 239ZM184 239H186V237H184L183 239L181 238V240H183V241H184ZM194 239L192 238L191 242L192 241L195 242ZM176 241H178L177 238H176ZM176 241H175V243L182 242V241H178V242H176ZM193 242L189 244L190 247L193 246V245H191V244H194ZM249 242L250 243L252 242L251 244H252V246H254L253 248H255V249H253V251H255V253H256V250L258 249V247H257V249L255 247V244H256L255 242L256 241H254V242L253 241H249ZM197 243H199V242L197 241ZM253 243H255V244H253ZM25 244H23V245L25 246ZM251 244H249V247H250ZM163 245H164V247H162ZM196 245H198V244H196ZM189 246H186V248L189 247ZM117 247H119V246H117ZM180 247H182V246H180ZM199 247H201V246L195 247L196 248L195 251H194V248H192V249L188 248L189 251L191 250L189 252V254L191 253L190 256L194 255L193 260L196 257L200 256V258H202L203 261H207V262H209V264H212V263H214L216 261H221V262H225V260L227 261L225 253H221V252L215 250L214 247H213L214 250L212 248L211 249L210 248L200 249ZM142 248H144V247H142ZM145 248L148 249L147 246ZM146 249H144L145 252H146ZM221 249H223V248H221ZM130 251L127 252V255L131 254ZM164 251H163V253H164ZM259 251L260 250H258L257 253H259ZM55 252H53V253L55 254ZM192 252H193V254H192ZM25 253H27V251ZM263 253H264V251H263ZM37 254L38 253L36 252V255ZM50 254H51V252H50ZM248 254H249V252H248ZM252 254L253 253H251V255ZM174 255H171V256H174ZM228 255H229V253H228ZM54 256L56 257V255H54ZM130 256L131 257H129V260H130V258L131 259L133 257L135 258V256H137V255H135V252H132V255H130ZM253 256H255V255L253 254ZM253 256H251L250 258H252V259L255 258ZM263 256H264V254H263ZM35 257H37V256H35ZM138 257H136L135 259H137V258H138V260L140 259L141 263L143 262L142 264H147V261L150 258V256L147 259L148 256L140 257L139 255H138ZM243 257H245V256H243ZM260 258L257 259V261H259V264H261L260 263ZM77 259H76V261H78ZM120 259H122V258H120ZM159 260H162V259L159 258ZM174 260H175V258L172 259L171 262L174 261ZM263 260H264V257H263V259L261 261H263ZM67 261H69V259ZM196 261H199V260L196 259ZM242 262H243V264H244V262L246 263V261H241V264H242ZM26 263L27 262H25V261L21 262V264H26ZM138 263H139V261H138ZM148 264H149V262H148ZM175 264H176V262H175ZM192 264H195V263H193V261H192ZM200 264H202V263H200Z\"/></svg>","mask_w":264,"mask_h":264},{"label":"crops","instance_id":"3","mask_svg":"<svg viewBox=\"0 0 264 264\" xmlns=\"http://www.w3.org/2000/svg\"><path fill=\"white\" fill-rule=\"evenodd\" d=\"M16 211V201L13 191L8 183L0 177V241L12 228L16 218Z\"/></svg>","mask_w":264,"mask_h":264}]
</instances>
